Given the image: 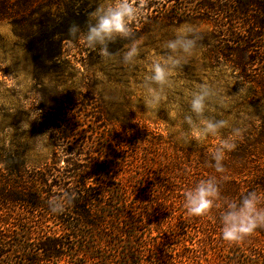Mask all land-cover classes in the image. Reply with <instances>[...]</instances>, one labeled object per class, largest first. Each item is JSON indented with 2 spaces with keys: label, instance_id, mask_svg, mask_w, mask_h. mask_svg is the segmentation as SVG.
<instances>
[{
  "label": "rangeland",
  "instance_id": "rangeland-1",
  "mask_svg": "<svg viewBox=\"0 0 264 264\" xmlns=\"http://www.w3.org/2000/svg\"><path fill=\"white\" fill-rule=\"evenodd\" d=\"M66 1L74 10L83 5L82 0ZM113 2L92 0L86 8H91L92 13L97 7H107ZM180 2L132 0L136 7L126 35L106 37L102 42L94 40L89 45L84 40L88 27L77 42L62 45V57L53 63L33 61L21 41L15 38L10 25L0 22V157L6 151L17 149L24 152L28 148L31 151L25 154V159L31 167L47 161L53 150L63 158L78 156L80 166L97 167L99 161L105 160L104 153H100L104 137L109 135L111 128L119 125L118 120L125 121L129 115L133 116L134 123L149 133L148 140L154 144V147L150 143L143 145L134 158H143L148 166L156 168L163 157L161 149L165 147L159 144V135L165 139L163 141L170 142L174 152H183L184 156L188 137H194L196 130L203 131L209 116L217 115L222 119L229 110L225 102L240 100L246 92L237 86L239 76L224 58H210L211 47L218 46L219 41L224 42L227 37L218 38L222 33L205 22V17L213 16L201 10L205 0H184L181 5ZM57 12L62 13L63 8ZM88 18L89 26L96 23L90 14ZM171 43H175L176 47H169ZM133 48L135 52L129 55ZM101 49H106L107 54L102 55ZM255 49L264 52V39L260 48ZM258 64L253 69L264 68V63ZM156 65L165 73L162 82L153 79ZM197 98H201L203 105L199 113L192 108ZM37 112L39 115L33 118L32 114ZM233 112H237L236 109ZM234 115L228 117L226 127L234 125L230 123L234 121ZM61 132L69 138L61 140ZM223 133L220 127L215 133L208 132L195 139L205 142V148L210 149L213 145L215 149ZM238 145L245 146L242 142ZM260 149L264 152V147ZM252 158L264 164V153L255 152ZM200 161L205 180L215 178L220 187L224 181L234 177L239 179V176L248 173L252 159L235 158L226 152L222 173L215 170L213 154ZM139 164L124 166L120 173L122 182L127 184L131 172L135 171L138 174L135 178H138L135 179V187L130 188L134 195L161 194L159 186L154 184L155 180L139 168L145 164ZM69 171L66 168L63 174ZM177 186L183 192L178 197L184 199L187 187ZM225 190L221 187L219 197L224 205L222 213L227 210V201H231L230 191L224 194ZM253 190L258 191L257 188ZM258 193H264V190ZM151 198L149 196L148 200ZM142 200L139 197L132 203L137 205ZM261 206L264 207V202ZM222 213L216 229L212 226L205 228V237L217 234L219 245L210 244L212 246L209 247L205 239V250L196 245L194 254H187L189 243L180 241L181 224L169 226L164 223L156 232L159 228L156 227V219L146 221L154 228L149 226L142 232L148 244L154 246V252L145 261L147 264H258L263 259L264 263V238L255 231L236 242L222 239ZM16 215L20 214L15 212ZM12 223L11 227L17 226L20 231L32 224L27 226L16 220ZM47 226L52 227V224ZM202 237V230H195L188 240H201ZM35 238L31 232L21 238L13 236L6 246L21 240V246L27 251L0 248L2 258L11 261L5 263L26 264L22 259L30 256ZM218 248L221 254L215 252ZM77 262L87 264L88 261L79 257ZM59 264H65L64 260Z\"/></svg>",
  "mask_w": 264,
  "mask_h": 264
},
{
  "label": "trees",
  "instance_id": "trees-1",
  "mask_svg": "<svg viewBox=\"0 0 264 264\" xmlns=\"http://www.w3.org/2000/svg\"><path fill=\"white\" fill-rule=\"evenodd\" d=\"M82 1L83 5L74 10L66 0H0V22L10 25L15 38L21 41L33 61L57 62L62 57V45L77 42L89 27L88 15L92 10L86 7L92 0ZM178 1L181 5L184 0ZM60 8H63L62 13L57 12ZM201 10L213 14L205 17V22L222 33L218 38L227 37L224 42L219 41L218 46L211 47L210 58H224L239 76L237 86L246 92L240 100L225 102L229 110L222 119L211 115L207 121L213 125L224 122V133L217 145L221 140L234 143L235 148L227 151L228 155L252 159L248 173L239 179L230 178L223 182L225 186H220V191L221 187L227 189L224 194L230 191V200H236L255 188L257 192L264 190V164L252 158L255 152L264 153L260 149L264 147V68L253 69L258 63H264V52L255 49L260 48L264 39V0H205ZM72 25L77 26V31L70 37L68 28ZM232 114H235L234 121L230 123L234 125L228 128L225 124ZM118 123L104 137L100 153H104L105 160L99 161L97 167L80 166L78 156L63 158L53 150L47 161L31 167L25 159V154L31 151L28 148L24 152L6 151L0 157V248L27 251L21 246V240L7 246L6 242L13 236L21 238L31 232L36 238L30 256L22 259L26 264H59L62 260L65 264H83L77 262L79 257L88 261L87 264H147L145 259L154 252V246L148 244L142 231L149 226L154 228L146 223L151 219H156V227H159L156 232L164 223L169 226L181 224L179 237L181 242L189 243L187 254H194L196 245L205 250V239L209 247L210 244L219 245L217 234L205 237V228L218 227L224 207L222 198L207 214L190 216L183 207L184 199L178 197L183 192L177 186L184 185L187 191H192L205 180L200 160L213 154V145L208 149L205 142L188 137V148L183 156V152H174L170 142L163 141L165 139L159 135V144L165 147L161 149L163 157L154 168L143 158H134L138 149L150 143L149 133L134 123L131 115ZM237 131L239 135H236ZM68 138L67 134L60 133L61 140ZM239 142L245 146L240 147ZM150 145L154 147V144ZM257 147L259 149L255 151ZM142 163L145 166L139 168L155 180L161 194H146L144 198L134 195L130 188L135 187L138 178H135V171L131 172L127 184L122 182L120 173L124 166H141ZM66 168L70 171L63 174ZM149 196L151 200H148ZM139 197L143 200L137 205L132 203ZM15 212L20 215L14 216ZM11 215L13 220L27 226L32 224L21 231L17 226L12 228ZM48 223L52 227L47 226ZM195 230H202L203 242H200L202 239L188 240ZM255 232L264 238V227ZM215 252L222 253L219 248ZM2 257L0 255V264L11 262ZM262 260L258 264H264Z\"/></svg>",
  "mask_w": 264,
  "mask_h": 264
},
{
  "label": "clouds",
  "instance_id": "clouds-1",
  "mask_svg": "<svg viewBox=\"0 0 264 264\" xmlns=\"http://www.w3.org/2000/svg\"><path fill=\"white\" fill-rule=\"evenodd\" d=\"M135 5L132 0H114V2L105 7L101 5L96 10L90 13V16L95 19L96 23L90 25L84 40L87 44H91L94 40L103 41L106 37L113 35H126L128 32V23L131 21L135 11ZM77 31V26L72 25L68 28V35L74 36ZM169 47L175 48L176 44L171 43ZM101 54L106 55V49H101ZM135 48L132 49V53ZM154 80L162 82L165 73L159 65L154 67ZM201 98L193 101L192 108L199 113L202 110ZM39 113H33L35 118ZM224 126V122L220 125L206 123L203 131L196 130L194 138H199L208 132L215 133L218 127ZM239 135V131L236 132ZM235 148L234 143L228 140H221L220 144L214 149L213 159L215 160V170L218 173L224 171L222 161L225 158L227 151ZM227 150V151H225ZM220 197V187L215 178L201 180L192 191L184 193L183 207L190 216H203L209 212L214 206L217 207L216 201ZM264 202V193L257 191H248L246 194H241L238 200L227 202V210L222 213L221 236L224 241L236 242L246 236L252 234L257 228L264 227V207L261 206ZM55 211V210H54Z\"/></svg>",
  "mask_w": 264,
  "mask_h": 264
}]
</instances>
